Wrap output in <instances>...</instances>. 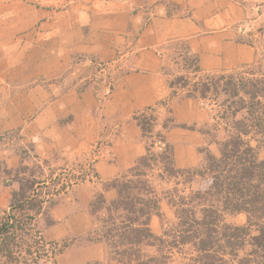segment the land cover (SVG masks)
<instances>
[{"label":"crops","instance_id":"0c3cea01","mask_svg":"<svg viewBox=\"0 0 264 264\" xmlns=\"http://www.w3.org/2000/svg\"><path fill=\"white\" fill-rule=\"evenodd\" d=\"M259 5L264 0H0V137L18 133L33 144L39 161L53 166L106 144V154L95 163L98 182L76 185L67 192L74 198L54 204L41 220L45 239L66 242L58 264L145 260L137 245L128 258L118 237L116 248L110 246L103 236L109 226L91 203L103 194L96 211L105 214L118 196L111 182L147 154L134 116L149 108L172 110L175 124L165 136L175 166L198 165L206 137L197 126L207 115L191 96L176 98L167 55L183 45L181 54L196 59L189 73L197 78L264 68ZM255 17L260 38L238 32V23ZM96 60L115 66V87L106 97L86 87ZM29 163L19 148L0 143V171L6 172L0 193H20V177L31 176Z\"/></svg>","mask_w":264,"mask_h":264},{"label":"trees","instance_id":"16d2710c","mask_svg":"<svg viewBox=\"0 0 264 264\" xmlns=\"http://www.w3.org/2000/svg\"><path fill=\"white\" fill-rule=\"evenodd\" d=\"M195 60L192 57L190 65H194ZM255 72L249 66L236 72L196 78L198 80L193 83L195 94L188 95L214 100L215 98L209 96L210 91L215 96L224 93L226 98L223 105L224 111L228 113L227 119L242 111L247 114L240 120L233 119L229 137L221 142L220 156L208 154L203 170L191 172L192 176L200 174L210 178L208 187L199 188L187 198H182L181 207L178 209L180 224L184 228L174 235L178 242L173 245L179 247L191 244L196 249L197 256L191 264H232L230 259H225V255L229 254L238 259L236 252L247 245L252 247L250 254L239 258L238 263L264 264V158L260 159L250 144L251 140L245 139L253 131L264 136V72L262 75L253 76ZM222 81L224 85L220 90ZM177 82L190 84L187 77L183 76ZM170 85L174 84L171 82ZM155 111L156 107H152L134 116L143 135L147 137L148 132L151 134L152 140L147 149L149 151L151 147L160 148L162 152L158 156L160 155L164 169L170 177L181 176L187 180L185 173L188 170H175L173 149L165 139L164 131L171 124L159 123L154 115ZM169 120L174 125L173 117ZM157 126L163 131H156ZM150 155L139 159L129 169L128 174L111 182L117 189L118 196L106 208L107 217L104 222L109 228L103 236L114 248L117 246L118 237L126 246L128 258L131 246H139L136 250L140 253L145 248L144 245L152 246L154 240L159 238L150 227L152 214L159 212L158 199L153 196L147 179L133 180L128 177L129 173L140 176L138 168L146 163ZM161 177L164 178V174ZM165 197L171 200L169 193H165ZM103 199V194H98L91 203L92 210H96L97 206L100 208ZM241 212L247 214L245 226L228 222L227 216ZM10 226L12 224H7L4 229L8 230ZM253 226L256 233H252ZM153 261L154 264H166V260L162 258H153ZM138 264L146 262L143 260Z\"/></svg>","mask_w":264,"mask_h":264},{"label":"rangeland","instance_id":"374dc122","mask_svg":"<svg viewBox=\"0 0 264 264\" xmlns=\"http://www.w3.org/2000/svg\"><path fill=\"white\" fill-rule=\"evenodd\" d=\"M261 34L262 32H257V39L260 38ZM181 47H183V45L178 44L177 47H174V49L168 53L167 56L170 59V67L169 69L167 68V73L170 74V76H168L170 83L172 82L175 84V89L178 90L176 98H187L191 93L195 94L193 83L198 79L196 80L197 76H195L193 72L189 73V65L192 56L187 52L185 56L181 54ZM261 51L264 55V49ZM262 60L263 64L264 57ZM254 70L256 74H253V76L262 75L264 72L263 67L255 68ZM222 74H227V72H222ZM184 75H186L190 84L185 85L182 82H177L178 78L181 76L185 77ZM244 75L250 76L248 74ZM220 84L221 90L224 82L222 81ZM86 87H95L96 90H98L96 93H101L102 91L92 83H87ZM209 93V96H212L216 100H212V98L201 99L197 96H192V100L198 105L197 108L207 115L206 120L203 119L199 123V126H197L200 134L203 132L206 137L205 144L198 147L200 161L197 166L191 168H178L174 164L175 170H188V172L185 173L187 180H184L181 176L179 178L170 177L171 175L164 169L160 155L158 156V154L162 152L158 147H151L149 151L147 149L146 155H151L143 166L139 165L138 172L140 176H136L134 173H129L128 175L129 179L133 180L140 178L144 180L147 179L148 185L152 188L153 192H151L153 196L158 199L159 213H153L152 216H155L153 218V233L159 238L154 240L155 243L152 246L147 245L144 248L143 254L147 256L146 258L144 257L146 264H154L153 258H162L166 260V264H191L195 256H197L196 249L193 248L191 244L181 245L179 247L173 245L178 242L174 235H177L176 233L182 231L184 228V226L180 224L178 212V209L181 207L182 198H187L199 188L204 189L210 184V178L202 177L200 174L198 176H192L191 172L193 170H203L202 167L205 165V158L208 154H212L216 157L220 156L219 149L221 142H224L229 137L232 130L231 126L233 119L240 120L247 115L245 111H242L237 113L235 117H229V119H227L226 116L228 113L224 111L225 106L223 105L226 98L224 93L218 96H215L211 91ZM168 107H164V109L161 110L158 108L154 115L157 116L159 123H168V125H172L173 123H170L169 120V118L172 117V110L171 108L167 109ZM171 125L167 130L172 127ZM190 127H192V125ZM160 130L163 131L160 126H157L156 131ZM150 135L151 134L148 132L145 138L147 144L151 143L152 138ZM4 136V139L0 137V143L5 144L7 142L11 147L19 148L22 157L30 161L27 167H29L31 171V176L29 174L21 176L24 178L23 180L20 177V182L18 184L20 193H0V264H48L49 262L45 259L44 251L37 242V235L40 233L42 234L41 220L48 215V211L54 204L71 197L74 198V193H67L73 189L72 187L69 186V189L65 190L68 185L67 183L70 184L75 182L76 184H81L83 182H98L95 166L93 168V178L87 179L84 170L87 168V163L93 157L94 153L98 151L97 149L99 147H102V151L107 152L106 144L99 142L94 146L93 151H90L89 155L80 156L73 161L57 162L53 166L52 164L49 165L47 162L39 161L36 153L32 149L33 144L26 139L24 140L18 133ZM245 139L251 140L250 144L257 152L258 157L263 159L264 136L262 137V134L253 131L250 135H246ZM166 142L168 145H171L167 140ZM128 171L123 175L128 174ZM163 174L164 178L161 177ZM5 175L6 172L1 170L0 187L6 186V184L2 182V178ZM162 182L166 183V186H162L164 185ZM165 193H169L171 200L165 197ZM98 208L99 207H97V209ZM94 212H96L95 215L100 218L105 219L107 217V212L104 214V210L98 213L94 210ZM197 213L200 215L199 211H197ZM227 220L229 223L245 226L247 224V214L245 212L237 213L232 216H227ZM160 222H162L161 225ZM7 224H12V226H10L8 230H5L4 227ZM252 233H256L254 226L252 228ZM42 237H44L43 234ZM251 249L252 247L247 245L243 249L238 250L236 252L238 259L245 258L246 255L250 254ZM58 258L56 264H58ZM225 259H230L233 262L232 264H239L238 259L229 254L225 255ZM138 263L141 262H135V264Z\"/></svg>","mask_w":264,"mask_h":264},{"label":"built area","instance_id":"2783aa9c","mask_svg":"<svg viewBox=\"0 0 264 264\" xmlns=\"http://www.w3.org/2000/svg\"><path fill=\"white\" fill-rule=\"evenodd\" d=\"M256 11L257 17H264V5L257 6ZM252 20H257V18L255 17L254 19H249L246 22L238 23V32L249 35L252 34L253 37H256L257 32H261V27H255L254 21ZM114 69L115 66L112 61L96 60L94 70L91 71L90 74L87 75V77H85L86 82L95 84V86L99 87V89L103 91V96H109L113 92L117 78L115 76V73L113 72ZM97 150L98 151L94 153L93 157L87 163V168L84 170V174L86 175L87 179L93 178V168L95 166V163L100 157L104 156L105 154V152L102 151V147H99ZM67 184L68 185L65 190H68L69 186L74 188L76 185H78L75 182ZM37 242L38 245L42 247L45 259H47L49 262L48 264H56L57 258L65 249V243L46 240L44 237H42L41 233L37 235Z\"/></svg>","mask_w":264,"mask_h":264}]
</instances>
